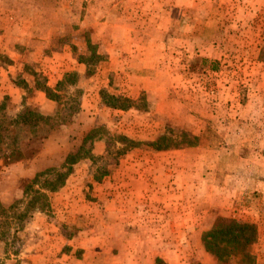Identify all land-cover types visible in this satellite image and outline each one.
Masks as SVG:
<instances>
[{
	"label": "rangeland",
	"instance_id": "1",
	"mask_svg": "<svg viewBox=\"0 0 264 264\" xmlns=\"http://www.w3.org/2000/svg\"><path fill=\"white\" fill-rule=\"evenodd\" d=\"M263 46L264 0H0V264H243L219 218L264 264Z\"/></svg>",
	"mask_w": 264,
	"mask_h": 264
},
{
	"label": "trees",
	"instance_id": "2",
	"mask_svg": "<svg viewBox=\"0 0 264 264\" xmlns=\"http://www.w3.org/2000/svg\"><path fill=\"white\" fill-rule=\"evenodd\" d=\"M257 58L258 60L264 58V46L260 48ZM200 62H205V60ZM215 64V62L210 63V70L216 69ZM42 87V92L48 94L47 88ZM107 105L113 108L120 107L112 103ZM163 147H156L155 149H162ZM15 155L18 157L19 153L16 152ZM16 161L18 160L14 162ZM200 239L203 250L217 261L228 260L239 254L243 264H252L253 262L249 248L256 240V229L252 223L238 222L231 218H219L201 233Z\"/></svg>",
	"mask_w": 264,
	"mask_h": 264
},
{
	"label": "crops",
	"instance_id": "3",
	"mask_svg": "<svg viewBox=\"0 0 264 264\" xmlns=\"http://www.w3.org/2000/svg\"><path fill=\"white\" fill-rule=\"evenodd\" d=\"M199 256L203 257V256H206V254L203 253L202 251H199Z\"/></svg>",
	"mask_w": 264,
	"mask_h": 264
}]
</instances>
